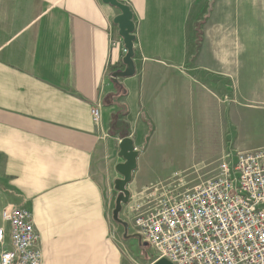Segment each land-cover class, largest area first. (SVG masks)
<instances>
[{
    "label": "crops",
    "instance_id": "1",
    "mask_svg": "<svg viewBox=\"0 0 264 264\" xmlns=\"http://www.w3.org/2000/svg\"><path fill=\"white\" fill-rule=\"evenodd\" d=\"M119 1L134 14L136 73L119 80L125 96L114 103L112 75L125 69L117 8L0 0V226L3 209L29 210L41 264L138 257L114 240L123 139L139 153L131 195L176 174L192 183L212 157L264 148V41L243 42L242 0Z\"/></svg>",
    "mask_w": 264,
    "mask_h": 264
},
{
    "label": "built area",
    "instance_id": "2",
    "mask_svg": "<svg viewBox=\"0 0 264 264\" xmlns=\"http://www.w3.org/2000/svg\"><path fill=\"white\" fill-rule=\"evenodd\" d=\"M101 116L93 107L96 124ZM213 174L189 184L176 174L173 183L131 195L128 221L155 262L264 264V148L223 154ZM1 216L0 264H41L32 213L8 207Z\"/></svg>",
    "mask_w": 264,
    "mask_h": 264
},
{
    "label": "rangeland",
    "instance_id": "3",
    "mask_svg": "<svg viewBox=\"0 0 264 264\" xmlns=\"http://www.w3.org/2000/svg\"><path fill=\"white\" fill-rule=\"evenodd\" d=\"M242 24L244 27V32L242 34L243 42H257V41H264V0H242ZM255 26L259 29V32H254L247 30L246 28L249 26ZM245 78V77H244ZM264 76L260 75V81L258 83V88L260 90V98L262 94L264 93ZM247 84L249 85L248 81H242V90L245 93ZM253 86L255 84L253 83ZM215 160L214 163L208 166V172H210L206 178L212 177L213 171L215 170L218 158L221 157H212ZM217 160V161H216ZM176 166H180V161L175 162ZM181 164L184 165L185 161H181ZM175 168V167H174ZM171 170L170 164H168L165 167L161 168V171L169 172ZM175 178H169L164 180L167 184L173 183ZM199 179V178H198ZM203 179V178H202ZM199 181V180H197ZM196 181V182H197ZM115 197V208L111 211L113 213V219L114 214L116 210V201L118 198V194L116 192L114 193ZM129 209L124 206L122 210L120 211L118 217L120 220H122L125 224L118 223L117 221L114 222V231H115V242L124 250L131 252V255H137L138 257H133L132 262L133 264H152L154 262V254L155 251L145 242H143V239L140 238V236L133 232V228L131 224L128 221L129 217ZM4 225V222L2 223ZM7 229H9V225H6ZM137 260H141L140 263L137 262ZM156 263V262H155ZM154 263V264H155Z\"/></svg>",
    "mask_w": 264,
    "mask_h": 264
},
{
    "label": "water",
    "instance_id": "4",
    "mask_svg": "<svg viewBox=\"0 0 264 264\" xmlns=\"http://www.w3.org/2000/svg\"><path fill=\"white\" fill-rule=\"evenodd\" d=\"M104 4L111 5L117 8L121 14L114 19V24L118 27L119 35L123 39L124 47L127 50V54L123 58L124 70L115 72L112 75V81L115 85H119L120 79L133 77L136 73V67L134 64L135 58V41H136V24L134 22V14L131 8L120 2L119 0H102ZM119 156L124 160L117 166L116 170L122 177L115 183V190L118 192V198L116 201V210L114 219L118 223L125 224L118 217L122 208L128 205L131 197V193L128 190V186L133 181V174L137 169V159L139 153L135 150L133 141L130 138L123 139L120 143ZM155 264H171L166 260H160Z\"/></svg>",
    "mask_w": 264,
    "mask_h": 264
},
{
    "label": "trees",
    "instance_id": "5",
    "mask_svg": "<svg viewBox=\"0 0 264 264\" xmlns=\"http://www.w3.org/2000/svg\"><path fill=\"white\" fill-rule=\"evenodd\" d=\"M115 91H116V95L115 96H111L110 98H112V101L115 103V101L117 102V100L123 96H125V90L123 89V87L121 86H117L115 87ZM118 108H121L120 106ZM124 112H116L114 115V118H117L119 116H121Z\"/></svg>",
    "mask_w": 264,
    "mask_h": 264
}]
</instances>
